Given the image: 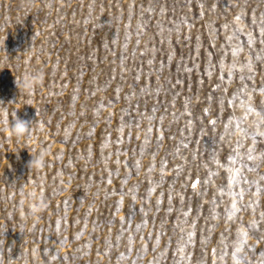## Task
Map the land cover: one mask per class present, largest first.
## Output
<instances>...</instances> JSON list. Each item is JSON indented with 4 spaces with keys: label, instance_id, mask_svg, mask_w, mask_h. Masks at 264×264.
Segmentation results:
<instances>
[{
    "label": "rangeland",
    "instance_id": "1",
    "mask_svg": "<svg viewBox=\"0 0 264 264\" xmlns=\"http://www.w3.org/2000/svg\"><path fill=\"white\" fill-rule=\"evenodd\" d=\"M261 89L264 0H0V264H262Z\"/></svg>",
    "mask_w": 264,
    "mask_h": 264
},
{
    "label": "clouds",
    "instance_id": "2",
    "mask_svg": "<svg viewBox=\"0 0 264 264\" xmlns=\"http://www.w3.org/2000/svg\"><path fill=\"white\" fill-rule=\"evenodd\" d=\"M22 2L30 9L35 5L36 0H22ZM44 78V70L39 66H34L31 69L25 70L17 83L22 92L31 94L43 84ZM0 132L6 133L9 140L15 136L17 142L21 139H25L33 143L34 147L30 153V160L27 163V167L29 170L35 172H40L45 168L47 158L50 156L52 149L50 145L40 143L37 138L32 135L31 123L15 117L10 123L5 121L3 126L0 127ZM11 195L14 196L15 192H12ZM20 196L21 206L27 204V212L23 213V215L34 219H38L41 213L48 209L50 204V201L45 196L44 192L38 190L35 186L22 188ZM7 198L9 197L4 194V189L0 188V199ZM16 259H18L21 264H29L25 254H21Z\"/></svg>",
    "mask_w": 264,
    "mask_h": 264
},
{
    "label": "snow or ice",
    "instance_id": "3",
    "mask_svg": "<svg viewBox=\"0 0 264 264\" xmlns=\"http://www.w3.org/2000/svg\"><path fill=\"white\" fill-rule=\"evenodd\" d=\"M229 72H230V69H229ZM261 91L264 92V89H261ZM259 122H260L261 124H264V113H261V114H260V121H259ZM149 130H150V129H149ZM241 131H243V129H241ZM259 135H260V136H264V131L259 132ZM252 158H253V157L250 155V156H249V159L251 160ZM229 183H231V178L229 179ZM193 187H195V184L193 185ZM233 209H235V203H234V202H233ZM262 215H264V213H262ZM121 219H123V218H121ZM137 227H139V225H138ZM189 235H191V233H189ZM241 235H242V237H243L244 239L238 241L237 251L239 250L240 245H243V244L245 243V241H246V239H247V236H248V233H247V232H242ZM233 256H234V258H235V252L233 253ZM262 264H264V262H262Z\"/></svg>",
    "mask_w": 264,
    "mask_h": 264
}]
</instances>
